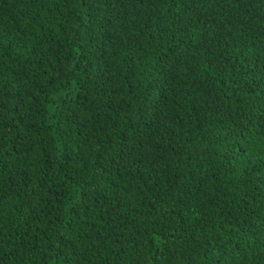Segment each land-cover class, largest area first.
Returning a JSON list of instances; mask_svg holds the SVG:
<instances>
[{
  "label": "trees",
  "instance_id": "trees-1",
  "mask_svg": "<svg viewBox=\"0 0 264 264\" xmlns=\"http://www.w3.org/2000/svg\"><path fill=\"white\" fill-rule=\"evenodd\" d=\"M0 264H264V0H0Z\"/></svg>",
  "mask_w": 264,
  "mask_h": 264
}]
</instances>
